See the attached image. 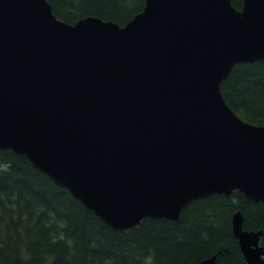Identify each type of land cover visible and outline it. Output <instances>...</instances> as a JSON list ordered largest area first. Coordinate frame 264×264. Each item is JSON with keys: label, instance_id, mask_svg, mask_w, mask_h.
Listing matches in <instances>:
<instances>
[{"label": "water", "instance_id": "water-1", "mask_svg": "<svg viewBox=\"0 0 264 264\" xmlns=\"http://www.w3.org/2000/svg\"><path fill=\"white\" fill-rule=\"evenodd\" d=\"M263 58L264 0H146L123 25L0 0V148L119 230L178 220L213 193L264 201V124L221 89L235 64ZM243 219L232 218L241 251L264 264V230Z\"/></svg>", "mask_w": 264, "mask_h": 264}, {"label": "trees", "instance_id": "trees-1", "mask_svg": "<svg viewBox=\"0 0 264 264\" xmlns=\"http://www.w3.org/2000/svg\"><path fill=\"white\" fill-rule=\"evenodd\" d=\"M49 1L66 22L93 15L121 25L146 2ZM221 89L241 118L264 124V58L235 64ZM237 210L244 228L264 230V201L237 189L190 201L178 220L146 217L115 229L26 155L0 148V264H194L211 256L214 264H250L233 233Z\"/></svg>", "mask_w": 264, "mask_h": 264}]
</instances>
